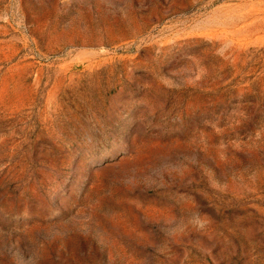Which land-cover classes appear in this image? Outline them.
I'll return each mask as SVG.
<instances>
[{
  "label": "rangeland",
  "instance_id": "obj_1",
  "mask_svg": "<svg viewBox=\"0 0 264 264\" xmlns=\"http://www.w3.org/2000/svg\"><path fill=\"white\" fill-rule=\"evenodd\" d=\"M0 264H264V0H0Z\"/></svg>",
  "mask_w": 264,
  "mask_h": 264
}]
</instances>
